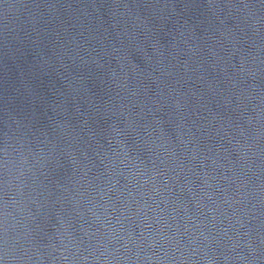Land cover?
Instances as JSON below:
<instances>
[{"label":"water","instance_id":"water-1","mask_svg":"<svg viewBox=\"0 0 264 264\" xmlns=\"http://www.w3.org/2000/svg\"><path fill=\"white\" fill-rule=\"evenodd\" d=\"M0 264H264V0H0Z\"/></svg>","mask_w":264,"mask_h":264}]
</instances>
